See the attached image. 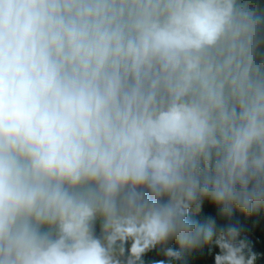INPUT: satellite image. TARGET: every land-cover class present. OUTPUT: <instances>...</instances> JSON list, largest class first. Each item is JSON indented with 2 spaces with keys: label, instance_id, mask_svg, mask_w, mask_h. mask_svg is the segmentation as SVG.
Returning a JSON list of instances; mask_svg holds the SVG:
<instances>
[{
  "label": "clouds",
  "instance_id": "9594fccd",
  "mask_svg": "<svg viewBox=\"0 0 264 264\" xmlns=\"http://www.w3.org/2000/svg\"><path fill=\"white\" fill-rule=\"evenodd\" d=\"M264 0H0V264H264Z\"/></svg>",
  "mask_w": 264,
  "mask_h": 264
},
{
  "label": "trees",
  "instance_id": "16d2710c",
  "mask_svg": "<svg viewBox=\"0 0 264 264\" xmlns=\"http://www.w3.org/2000/svg\"><path fill=\"white\" fill-rule=\"evenodd\" d=\"M250 243L258 252H264V220L255 219L245 224Z\"/></svg>",
  "mask_w": 264,
  "mask_h": 264
}]
</instances>
